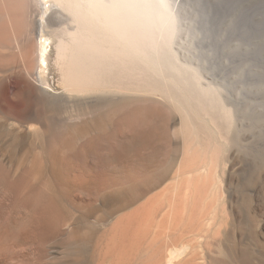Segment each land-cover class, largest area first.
I'll return each mask as SVG.
<instances>
[{
	"label": "rangeland",
	"instance_id": "rangeland-1",
	"mask_svg": "<svg viewBox=\"0 0 264 264\" xmlns=\"http://www.w3.org/2000/svg\"><path fill=\"white\" fill-rule=\"evenodd\" d=\"M172 3L168 45L130 66L125 92L92 99L93 118L82 109L90 119L65 129L77 136L61 162L42 132L0 123V264H144L172 237L189 243L182 264H264V7L245 22L236 8ZM193 155L194 169L212 160L218 188L203 214L190 198L181 221L160 197L182 184ZM148 204L156 220H175L172 235L165 220L140 246L117 244L113 224Z\"/></svg>",
	"mask_w": 264,
	"mask_h": 264
},
{
	"label": "bare ground",
	"instance_id": "bare-ground-1",
	"mask_svg": "<svg viewBox=\"0 0 264 264\" xmlns=\"http://www.w3.org/2000/svg\"><path fill=\"white\" fill-rule=\"evenodd\" d=\"M172 5L170 0H0V123L18 133L42 132L53 142L49 156L61 162L73 151L66 144L77 136L65 129L95 115L92 99L125 92L130 66H141L168 45L177 28ZM83 108L94 115L85 117ZM195 157L185 160L182 184L171 196L160 197L168 216L181 221L184 213L190 215V198L193 205L199 201L203 214L218 188L212 160L194 169ZM158 207L141 205L120 217L113 224L121 234L116 243L140 246L150 227L164 229L166 221L172 235L177 223L165 219L166 213L159 215L161 222L156 220ZM164 242L161 255L149 254L144 264H182L189 243L173 237Z\"/></svg>",
	"mask_w": 264,
	"mask_h": 264
},
{
	"label": "water",
	"instance_id": "water-1",
	"mask_svg": "<svg viewBox=\"0 0 264 264\" xmlns=\"http://www.w3.org/2000/svg\"><path fill=\"white\" fill-rule=\"evenodd\" d=\"M237 1L241 0H200L202 4L206 5L205 9L209 8V15L233 11L232 9L236 8L240 13V19L245 22H249L252 15L256 13L258 9L264 7V0H260L259 2L250 5H238ZM210 23H212L211 19ZM249 25L253 26V24Z\"/></svg>",
	"mask_w": 264,
	"mask_h": 264
}]
</instances>
